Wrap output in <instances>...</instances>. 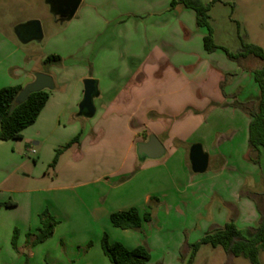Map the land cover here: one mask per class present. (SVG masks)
<instances>
[{
    "label": "crops",
    "instance_id": "crops-1",
    "mask_svg": "<svg viewBox=\"0 0 264 264\" xmlns=\"http://www.w3.org/2000/svg\"><path fill=\"white\" fill-rule=\"evenodd\" d=\"M260 5L264 16V0ZM71 21L61 20L64 24ZM169 25V29L167 24L165 28H152L153 32L162 30L160 38L154 39L153 49L148 53L143 54L141 41L134 40L131 51L117 58L115 63L110 64L109 58H105L99 73L80 77L84 81L96 80L99 93L94 99V120L85 124L80 133L78 125H72L70 119L84 98V90L81 97L77 84L73 96L64 93L58 99L53 91L49 92V100L37 122L23 132L21 140L0 141V167L2 164V167L8 166L15 158L27 153L37 154L39 165L44 170L53 162L58 148L65 147L75 139L69 137L70 133L67 134L68 128L73 129L81 142L61 155L52 174L44 177L47 181L23 191L28 196L26 218L32 230L36 234L41 226L40 215L48 210L59 221L54 235L31 251L27 250L25 240H19L17 252L12 246L13 232L10 238L4 236L6 226L4 234L0 235V264H23V255L27 253L30 254L29 264H111L101 245L104 234L108 233L112 243L121 242L119 240L122 238L133 242L137 238L134 231L118 232L120 229L115 228L110 220L113 213L136 208L141 215L152 213L160 222L174 223L172 210L179 206L177 201L172 202L175 192L184 195V189L201 186L194 196L200 206L204 201L203 195H200L203 186L211 180H221L228 170L230 179L226 183L229 186H246L247 194L264 193L262 168L256 174L251 163L242 162L240 171L239 165L234 164L238 159L245 158L248 152L251 123L249 116L234 104L235 101L246 102L258 98L259 88L254 80V72L261 66L253 56L231 60L223 50L209 54L204 45L207 29L197 27L196 13L191 9L177 7L176 11L170 13ZM261 26L262 42L258 46L264 49V17ZM181 28L190 30L193 37L183 40ZM172 29L180 33L178 39L169 36ZM24 39L25 44L35 42L32 35ZM13 47L7 39L0 40V90L24 87L34 80L36 73L51 74L45 69L46 58L24 67V61L15 55L19 50ZM196 55L201 59L199 67L192 72L185 71L189 68L187 63L192 62ZM158 63L164 67L162 73L158 72ZM94 65L97 66L98 62ZM123 68L125 71H122ZM61 86L65 92V84ZM235 95L237 98H234ZM63 98L64 102H61ZM188 108L196 110L198 115L184 116ZM206 116L219 119L214 124L216 129L227 125L231 133L208 135L205 132L208 125ZM237 129L238 132L235 131ZM197 132L201 133L197 144H203L204 151L210 156L209 169L213 161L217 163L216 173L209 177L190 176V152L173 149L175 138L185 144L187 138ZM92 134L98 135V139L92 138ZM151 135L160 140L166 154L159 160H141L137 154V144L147 142ZM111 142L117 145L121 142L126 148L122 150L123 161L119 168L112 172L108 168V159L111 155L115 156L114 152H109ZM138 168L140 171L132 176ZM239 172L242 174L240 178ZM232 174L235 179H240V185L232 184ZM24 179L37 181L39 177L33 174ZM5 182L4 177L0 179V188ZM182 186L185 188L182 189ZM11 192L16 193L7 188L3 194ZM185 200L186 205L190 206L187 198ZM245 205L250 209L253 207L251 202L246 201ZM16 209L17 205L3 209L0 217ZM154 218L151 223H144L142 229L154 223ZM9 219L8 227L14 230L19 224L15 218ZM89 244H92L91 247H87ZM123 245L129 249L139 246L130 248L126 243Z\"/></svg>",
    "mask_w": 264,
    "mask_h": 264
},
{
    "label": "rangeland",
    "instance_id": "rangeland-1",
    "mask_svg": "<svg viewBox=\"0 0 264 264\" xmlns=\"http://www.w3.org/2000/svg\"><path fill=\"white\" fill-rule=\"evenodd\" d=\"M173 1L83 0L76 17L71 22L64 24L60 20L61 17L55 16L52 13L47 0H0V40L7 39L13 44V49L19 50L15 52V55L16 57L20 56L18 59L24 61V67L28 63H37L49 56H60L62 59L61 63L45 67L47 71H51L50 75L55 81L56 90L53 93L58 95V99L62 98V94L64 93H67V96H70V94L73 96L75 88H77L76 85L79 84V94L83 97L84 80H81L80 77L99 73V67L105 61V58H109V61H107L110 64L115 63L117 58H122L123 54L125 55L127 51H131V48H133L131 43L134 40L141 41L143 54L153 49V41L160 38L162 29L158 30V32H153L152 28H162L167 24V28L169 29L170 13L176 11V8L171 7ZM203 1L210 3L213 0ZM261 2L262 0H218L210 13L216 44L222 45V47L231 53L236 54L241 48L242 40L254 45L261 43L263 34L261 23L264 17L262 11H260L262 10ZM29 21L40 23L43 34L42 42L38 43L35 41L25 44L26 40L18 37V27ZM169 32L171 38H179L180 33L178 31L175 32L172 29ZM181 37L183 40L191 39L193 34L190 30L183 28ZM255 60L261 67L264 65L261 60L256 58ZM97 62L98 65H94ZM187 64H189V68L185 71L196 70L201 64V59L196 55L193 57L192 62ZM157 68L159 73L164 71V67L160 63H158ZM122 71H125V68ZM62 84H65L67 88L65 92L62 91ZM222 89L225 90L224 87ZM197 99L199 98L197 97ZM61 102H64V98ZM186 115L196 116L198 112L193 108H188L184 112V116ZM70 119L72 125H78L79 133L84 130L85 124L94 120V118L89 119L81 116L79 106L77 107V112H73ZM218 120V118L214 119V117L210 118L209 116L205 132L208 135L215 133L217 135L220 132L229 135L231 132L228 130L229 127L227 125L221 127L220 130L215 128L214 124H217ZM72 130V128H68L67 134L70 133L69 137H73L72 139L74 137L77 138V134ZM235 131L238 132V129ZM200 135L201 133L198 132L191 135V137L187 138L188 142H185V144L175 138L173 149H184L190 152L191 147L197 144ZM91 136L95 140L98 139V135L92 134ZM78 144H81L80 138ZM110 147L109 152H114L115 154V156L111 155L108 159V168L112 172L119 168V164L123 161L122 150L124 151L126 148H124L121 142L118 145L111 142ZM8 151L11 152L10 147H8ZM105 153L107 154V152ZM51 155L52 151H50V159ZM44 161H47V159H44ZM48 161H50L49 158ZM242 162L251 163L256 174H258L261 168L264 171V155L261 158L260 165L245 158L238 159V164L236 162L234 164L239 165V171L242 168L241 166H243ZM39 163L40 160L37 154L26 153L17 159L15 158L8 166L6 164V167H2V164L0 167V179L4 177L6 180L1 185L3 187L0 188V199L3 198L0 204L12 203L17 205L16 210L3 213V217H0V235L4 234V228L7 226L4 236L8 235L10 238L12 232L14 233L15 230H18V242L19 240H25V244L27 243V235L35 234V231L32 230L33 228H31L32 226L26 218L29 208L27 203L28 196L23 191H27L28 187L35 186L37 183L41 184L43 181H47L44 177L47 174H52L55 170V168L50 167L53 162L45 170ZM216 168L217 163L213 161L207 173L204 175H194L189 162L190 176L209 177L216 173ZM138 171H140V168L135 169L132 176L138 173ZM33 174L39 177L37 181H32L31 179L25 181L24 178ZM238 174L240 178L242 174L240 172ZM232 175V184L238 183L240 185V179L236 178V182L235 175ZM94 177L96 178V176ZM229 179L230 170L226 172L225 177L221 178V180H211L206 186H203V189L200 190V195H203L204 201L200 206H198L194 196L201 186L184 189V195H179L178 192H175L172 202L176 203L177 201L179 206L178 208L174 207L172 210L174 223L165 224L154 218V221H156L145 225V229L134 231L137 233V238L133 242L123 240L122 238L119 240L121 241L119 243H126L130 248L138 244L139 246L146 245L151 253V260L147 264H189L193 245L203 239L213 226L218 225L223 227L229 223L233 210L237 212L236 225L247 237H250V230L259 225L260 215L256 211L255 202L247 196L248 188L246 186H229L226 183V180ZM7 188L16 191V193L3 194ZM183 188L185 186H182ZM234 189L237 191L236 193ZM186 198L190 206L186 205ZM246 201L253 204L252 209L247 208L245 205ZM7 208H0V212L3 209L7 210ZM181 211H183V214ZM11 217L15 218L14 220L19 224L14 230L8 227L9 218ZM118 232L123 234L121 230ZM34 248L29 250L31 251ZM70 252L71 249H69ZM23 256V264H29L30 254L27 253V255ZM192 264L253 263L245 257H229L221 246L203 245L196 254ZM256 264H264V251L261 252Z\"/></svg>",
    "mask_w": 264,
    "mask_h": 264
},
{
    "label": "trees",
    "instance_id": "trees-1",
    "mask_svg": "<svg viewBox=\"0 0 264 264\" xmlns=\"http://www.w3.org/2000/svg\"><path fill=\"white\" fill-rule=\"evenodd\" d=\"M218 0L205 3L203 0H174L172 8L183 7L191 9L196 13V23L199 28H206L207 35L204 37L205 49L209 54L223 50L231 60L253 56L264 63V49L258 45L248 44L242 40L240 50L233 54L224 47L216 44L214 29L211 24V11ZM62 62L60 56H49L45 59V67ZM48 74V73H47ZM254 80L259 88V96L256 100L246 102L235 101L234 106L247 114L251 119L249 126V149L245 159L260 165L264 155V65L254 72ZM23 87H6L0 90V141L21 140L23 132L33 126L49 100V91L32 94L29 100L20 105H15V99ZM237 98V95L234 96ZM79 137L75 138L65 147L56 151L51 168H56L62 154L78 143ZM143 160V158H140ZM257 207L260 215L259 225L251 229V236L247 237L238 228L235 221L236 210L231 214V221L223 227L215 225L192 247V254L189 264H192L196 254L203 245L213 247L221 246L231 258L245 257L253 264L258 262L261 252L264 251V193H248ZM15 204H0L2 207H13ZM152 213L141 215L136 208L127 211L113 213L110 217L112 225L123 231H140L144 223L153 221ZM41 226L36 234L27 235V250L34 248L50 239L59 225V221L48 211L40 215ZM19 231L13 233L12 246L18 252ZM89 244L87 247H91ZM105 255L111 264H147L151 260V253L146 245H140L135 249H129L119 242L112 243L108 233L104 234L101 242ZM27 255V254H26Z\"/></svg>",
    "mask_w": 264,
    "mask_h": 264
},
{
    "label": "water",
    "instance_id": "water-1",
    "mask_svg": "<svg viewBox=\"0 0 264 264\" xmlns=\"http://www.w3.org/2000/svg\"><path fill=\"white\" fill-rule=\"evenodd\" d=\"M47 3L55 16L61 17L62 21H71L76 16L82 4V0H47ZM21 29H27V31L32 30V38L35 41L43 39L40 23L37 21L27 22L18 27L17 35L23 40ZM55 89V81L51 75L36 73L34 74V80L23 87L14 103L20 106L26 103L32 94L43 91L52 92L55 91ZM98 95V82L94 79H86L84 81V98L79 106L81 115L87 118H93L95 116L96 109L94 99ZM137 154L144 160H159L165 156L166 150L160 140L155 135H151L147 142L137 145ZM189 160L193 173L205 174L208 172L210 156L204 151L202 145L195 144L191 147Z\"/></svg>",
    "mask_w": 264,
    "mask_h": 264
},
{
    "label": "flooded vegetation",
    "instance_id": "flooded-vegetation-1",
    "mask_svg": "<svg viewBox=\"0 0 264 264\" xmlns=\"http://www.w3.org/2000/svg\"><path fill=\"white\" fill-rule=\"evenodd\" d=\"M20 31L22 32L23 38H27V37H30L32 35V30L27 31V29H21Z\"/></svg>",
    "mask_w": 264,
    "mask_h": 264
},
{
    "label": "built area",
    "instance_id": "built-area-1",
    "mask_svg": "<svg viewBox=\"0 0 264 264\" xmlns=\"http://www.w3.org/2000/svg\"><path fill=\"white\" fill-rule=\"evenodd\" d=\"M34 153H36V151H34Z\"/></svg>",
    "mask_w": 264,
    "mask_h": 264
}]
</instances>
